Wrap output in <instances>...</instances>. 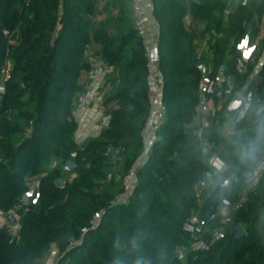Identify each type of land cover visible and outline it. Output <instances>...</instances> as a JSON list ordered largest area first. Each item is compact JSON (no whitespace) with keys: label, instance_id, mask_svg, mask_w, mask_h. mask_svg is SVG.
I'll return each instance as SVG.
<instances>
[{"label":"trees","instance_id":"trees-1","mask_svg":"<svg viewBox=\"0 0 264 264\" xmlns=\"http://www.w3.org/2000/svg\"><path fill=\"white\" fill-rule=\"evenodd\" d=\"M122 1L130 7L129 0ZM151 1L165 118L137 166L150 112L149 71L142 38L133 25L127 28L128 14L120 10L110 23L97 24L98 0H0V208L14 205L27 189V177H40L39 203L23 213L19 237L0 231V264H34L51 245L59 251V264H112L117 257L121 264H136L137 257L143 264H264V172L249 188L264 157V0ZM110 26L127 30L115 37ZM247 33L261 40L254 62L241 74L235 45ZM203 41L216 65L227 58L226 71L236 78L233 90L254 94L232 133L217 129L229 121L224 114L235 115L227 114L224 105L207 131L198 134L196 55ZM92 47L118 70L119 85L105 98L108 125L79 145L74 101L90 69ZM236 140L255 148L252 159L233 157ZM109 146L123 149L117 160L121 177L135 175L133 191L121 204L115 200L125 186L115 189L109 178ZM212 153L226 164L221 174L212 171ZM68 162L75 165L71 179L64 177ZM201 181L205 186L198 194ZM214 212L230 220L224 225L210 221L206 248L177 261L176 249L192 242L184 230L187 219L209 220ZM237 225L245 230L242 238L236 237ZM219 228L224 238L214 240Z\"/></svg>","mask_w":264,"mask_h":264},{"label":"built area","instance_id":"built-area-1","mask_svg":"<svg viewBox=\"0 0 264 264\" xmlns=\"http://www.w3.org/2000/svg\"><path fill=\"white\" fill-rule=\"evenodd\" d=\"M132 24L134 30L143 40L145 56L148 61L149 71V87L148 97L150 102V112L148 114L145 127L142 132L144 140V155H147L149 148L152 143L156 140V132L159 129L161 123L165 118V106L162 102V89H163V76L159 71V50L157 46V40L150 41L148 38V29L145 20V13L140 0H129ZM264 34V29H263ZM5 35H9L5 32ZM263 37V36H261ZM261 40V39H260ZM260 40H252L250 35L245 34L239 42L236 43L235 47L239 55L236 58V70L238 73H244L247 71L248 66L252 64L256 58V53L259 49ZM196 68L200 75V84L197 94V106H196V120L198 122V134L202 136L206 131L210 123H213L218 116V110L222 106H227L238 94L243 98V103L234 112L233 118H228V132L232 133L235 125L244 117L246 114L254 94L252 91L246 88L243 91H234V85L236 78L234 75L227 73L226 63L216 65L215 59L205 41L199 45L198 53L196 55ZM90 62V69L84 74L81 80L82 90L76 95L74 101V116L80 113L85 108H92L97 113L107 118L105 109V98L106 88L105 82H101L99 79L105 77L108 72L109 66L99 57L96 56ZM255 74V73H254ZM257 74V73H256ZM9 77L8 72H4L3 80H7ZM3 90V87H0ZM261 109L259 110V112ZM228 114V111H227ZM206 152H210L208 149V142H204ZM123 152L122 148H115L109 146L106 149V154L115 156L121 155ZM213 155L211 158L212 171H216L217 165L221 162L225 164L219 155ZM57 163L53 162L52 166H56ZM226 165V164H225ZM226 169V167H225ZM224 169V170H225ZM212 171L206 173V178L211 176ZM264 172V157L258 163L256 168L253 170L250 177L249 188H253L257 185L261 174ZM135 181L134 171L127 177L125 184V192L116 198V203L121 204L127 202L130 194L133 191V184ZM40 177H27L26 186L27 189L20 196V198L14 203V205L8 210L0 208V231L7 230L13 237H19V231L21 229V217L23 213L29 210L31 206L37 205L40 200ZM205 182L201 181L197 187V193L200 194ZM246 200V196H242L236 208ZM229 206L227 202H225ZM225 211V210H224ZM223 211V213H225ZM105 213L104 210L95 214L92 223L95 225L101 216ZM219 221L221 225L226 224L230 219L224 214L221 218L219 212H214L210 215L209 220L200 218L199 216H191L187 219L184 224V230L191 236L190 246H179L175 251V259L179 262H184L188 255L192 252L206 248V244L203 241V237L209 229V222ZM86 232L85 229L82 230ZM223 228L216 229L212 238L219 240L224 238ZM71 246L77 244V242L71 241Z\"/></svg>","mask_w":264,"mask_h":264},{"label":"crops","instance_id":"crops-1","mask_svg":"<svg viewBox=\"0 0 264 264\" xmlns=\"http://www.w3.org/2000/svg\"><path fill=\"white\" fill-rule=\"evenodd\" d=\"M144 9L145 13V20L147 24L148 29V38L150 41L157 40L159 30L157 23L155 22L154 16H153V4L151 0H140ZM121 3V4H120ZM129 5L127 2L120 1L117 4L113 2L112 0H98V6H97V12L94 16V21L98 23H110L112 18H117L118 13L120 10L123 12H126L127 18H128V29L132 28V14L131 9H129ZM128 11H125L127 10ZM127 28L119 29L116 26H110L109 30L113 34V36L118 37L122 31L127 30ZM96 47H92L87 51V58L88 61L93 60L96 55ZM118 76V70L109 67L107 74L105 77H101L99 80L103 83L105 82V88H106V96L111 92L113 89L117 88L119 85V80L117 79ZM75 118L78 122V130L75 133V140L79 145H82L84 142L88 141L91 138L97 137L101 130L108 125L109 122V116L107 118L105 116L100 115L92 108H85L80 113H77L75 115ZM212 125V123L209 124L208 128ZM218 131L221 133L227 132L228 133V123H226L222 127L217 128ZM146 158V155H144V151L142 154V157L138 161L137 166H139ZM136 166V167H137ZM75 176V173L73 177ZM72 177V178H73Z\"/></svg>","mask_w":264,"mask_h":264},{"label":"rangeland","instance_id":"rangeland-1","mask_svg":"<svg viewBox=\"0 0 264 264\" xmlns=\"http://www.w3.org/2000/svg\"><path fill=\"white\" fill-rule=\"evenodd\" d=\"M231 45H232L231 43L228 44V46H230V47H231ZM226 61H227V58H225L224 63H226ZM224 116L227 117L226 114H224ZM224 133H227V132H224ZM142 154H143V152H142ZM142 154H141L140 158L142 157ZM119 157H121V155L112 156V158H113L112 164L113 165L111 167V173H110L111 176L109 177V178H111V177L114 178V182H115L114 188L115 189L117 188L116 185L121 186V184H122V186L123 185L125 186V184L127 182V178L121 177L120 164L117 162ZM73 175H74V173H72L71 171L70 172L68 171V173H65L64 177H65V179H71L73 177ZM59 262H60L59 251L55 245H51L50 247H48L44 251L41 258H39L38 260H36L34 262V264H59Z\"/></svg>","mask_w":264,"mask_h":264},{"label":"clouds","instance_id":"clouds-1","mask_svg":"<svg viewBox=\"0 0 264 264\" xmlns=\"http://www.w3.org/2000/svg\"><path fill=\"white\" fill-rule=\"evenodd\" d=\"M237 107H239V105H237ZM232 154L236 160L239 161L249 160L254 157L255 148L250 143H245L240 140H236L233 142ZM225 167L226 165L223 162L217 165L216 167L217 174L223 173ZM224 184H227L226 180L224 181ZM132 246L133 247L136 246L135 239H133L132 241ZM112 264H121L119 257L113 259ZM136 264H143V260L140 257H137Z\"/></svg>","mask_w":264,"mask_h":264},{"label":"water","instance_id":"water-1","mask_svg":"<svg viewBox=\"0 0 264 264\" xmlns=\"http://www.w3.org/2000/svg\"><path fill=\"white\" fill-rule=\"evenodd\" d=\"M242 103H243V98L240 95L236 94L229 103V105L227 106V111L229 113H234ZM237 105H239V107H237ZM74 168L75 165L73 163L71 162L66 163V170L71 171ZM60 183L62 184L64 183V181H60ZM235 233L237 238H242L245 235V230L241 225H237L235 227Z\"/></svg>","mask_w":264,"mask_h":264}]
</instances>
